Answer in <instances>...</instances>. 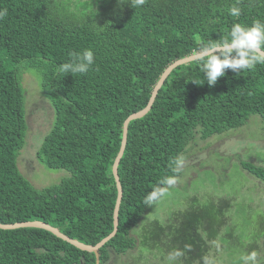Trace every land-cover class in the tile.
Wrapping results in <instances>:
<instances>
[{"label":"trees","instance_id":"16d2710c","mask_svg":"<svg viewBox=\"0 0 264 264\" xmlns=\"http://www.w3.org/2000/svg\"><path fill=\"white\" fill-rule=\"evenodd\" d=\"M241 43L264 51V0H0V224L42 222L88 246L108 237L118 195L112 167L125 120L146 108L174 62ZM26 70L39 78L53 112L38 162L70 175L43 189L17 165L28 134ZM252 116L264 132V59L257 53L219 52L175 69L150 112L129 124L118 168L119 227L99 251V264L111 252L137 249L132 232L179 177L178 161L196 133L207 140L244 127ZM240 167L264 183V167ZM209 201L201 208L192 200L149 225V247L185 264H207L204 237L216 238L231 208L229 200ZM235 228H225L222 243ZM96 261L44 230H0V264Z\"/></svg>","mask_w":264,"mask_h":264},{"label":"rangeland","instance_id":"374dc122","mask_svg":"<svg viewBox=\"0 0 264 264\" xmlns=\"http://www.w3.org/2000/svg\"><path fill=\"white\" fill-rule=\"evenodd\" d=\"M21 81L28 134L17 161L19 171L35 189L58 185L69 173L47 170L37 159L42 141L52 129V109L42 95L39 78L32 71H23ZM242 162L264 167V132L259 116L250 117L242 128L207 140L196 133L178 161L179 177L160 191L159 199L148 207L132 232L137 249L126 256L111 252L107 264H185L184 257L178 261L168 257L160 247H149L148 226L153 222L164 223L191 206L192 200L204 208L211 206L209 200L215 204L221 199L229 200L231 208L225 213L216 238L210 241L204 237L207 264H262L264 183L244 172L240 167ZM233 224L236 228L232 239L226 236L228 240L222 243L225 228ZM227 247H231L233 254Z\"/></svg>","mask_w":264,"mask_h":264},{"label":"water","instance_id":"95a60500","mask_svg":"<svg viewBox=\"0 0 264 264\" xmlns=\"http://www.w3.org/2000/svg\"><path fill=\"white\" fill-rule=\"evenodd\" d=\"M237 49L251 50V51L257 53L261 58L264 59V51H262L261 49H259L258 47L254 46L250 43H241V44H235V45H230V46L217 47V48H214L212 50L202 52V53H198V54H194L190 57L178 60V61L174 62L172 65H170L165 70V72L163 73V75L159 79L158 83L154 87V90L152 92V95L150 97L149 103L146 106V108L143 109L142 111L136 113V114L129 116L125 120L124 125H123V135H122V143H121L120 151H119L118 156L115 159V162H114L113 167H112V174H113V177L115 179L118 195H117V201H116V206H115V210H114V229H113V232L108 237L103 239L100 243H98L95 246H88V245H85V244H82V243H79L77 241L70 239L65 234L61 233L57 229H55V228H53V227H51L45 223L37 222V221L36 222L19 223V224H14V225H1L0 224V230L7 231V230L30 228V229H40V230L47 231L50 234H52L53 236H55L58 239L70 244L71 246L75 247L76 249H78L82 252L94 254L96 256V260H97L96 264H99V260H98L99 251L110 240H112L116 236L117 231H118V227H119V210H120V205L122 202L123 192H122V187H121L120 180H119L118 168H119L121 159H122L124 152H125V149H126L129 124L133 121L140 120V119L144 118L150 112V110L152 109V106L154 104V101L158 95L159 90L162 88L166 79L170 76V74L175 69H177L180 66L190 64L192 62L201 60L203 58H206L208 56H211V55L219 53V52H226V51H232V50H237Z\"/></svg>","mask_w":264,"mask_h":264}]
</instances>
